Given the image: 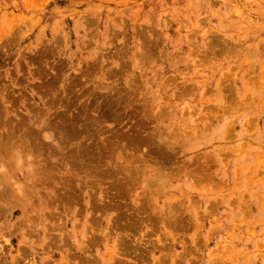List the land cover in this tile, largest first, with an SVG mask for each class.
Instances as JSON below:
<instances>
[{
	"label": "rangeland",
	"instance_id": "rangeland-1",
	"mask_svg": "<svg viewBox=\"0 0 264 264\" xmlns=\"http://www.w3.org/2000/svg\"><path fill=\"white\" fill-rule=\"evenodd\" d=\"M0 264H264V0H0Z\"/></svg>",
	"mask_w": 264,
	"mask_h": 264
},
{
	"label": "bare ground",
	"instance_id": "bare-ground-1",
	"mask_svg": "<svg viewBox=\"0 0 264 264\" xmlns=\"http://www.w3.org/2000/svg\"><path fill=\"white\" fill-rule=\"evenodd\" d=\"M3 209H4V208L2 207V210H3ZM7 211H8V213H9V212H14V210H13V207H11V208H8V210H7ZM9 223H11V222H9ZM19 224H20V223H19Z\"/></svg>",
	"mask_w": 264,
	"mask_h": 264
}]
</instances>
